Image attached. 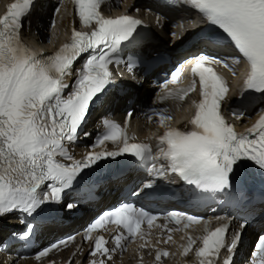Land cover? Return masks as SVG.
<instances>
[{"label": "snow or ice", "instance_id": "snow-or-ice-1", "mask_svg": "<svg viewBox=\"0 0 264 264\" xmlns=\"http://www.w3.org/2000/svg\"><path fill=\"white\" fill-rule=\"evenodd\" d=\"M33 2L14 0L0 16V215L20 211L32 216L45 204L59 203L62 194L74 185L85 169L103 159L125 154L150 165V172L157 177H163L167 172L177 174L192 186L198 197H213L231 191L233 178L249 164L264 171V114L245 131L235 130L222 114V104L231 99L227 81L210 66L216 63L227 67V63L208 55L196 58L191 69L192 74L198 77L200 95L199 101L194 102V114L189 121L191 127L187 130L169 128L158 137L159 156L154 155L148 143H130L131 138L119 124L104 121L106 130L92 147L111 142L118 150L90 151L82 159H73L65 143L77 139L90 104L112 82L113 73L109 66L121 62L122 45L130 41L142 21L127 14L106 17L100 11L105 0H73L81 23L85 26L95 24V27L91 31L73 28L70 41L45 56L42 52L30 50L20 38L23 19ZM184 2L198 10L208 23L221 29L246 60L249 71L239 87L240 98L243 99L249 91L264 96V0ZM85 54L82 67L77 69V78L65 95L69 89V84L64 82L65 77L70 74L74 62ZM132 66L129 62V70ZM176 79L174 72L172 79L165 81V88ZM196 90L197 82L193 80L188 87L168 91L166 96H175L177 101H183ZM232 115L241 119L244 113L234 111ZM167 119L171 117L160 115L161 122ZM84 135L87 137L89 133ZM58 157H64L71 163L61 162ZM158 158L167 161V168L157 167ZM151 187L152 183H145L141 191ZM73 207L72 204L67 205L69 210ZM167 219L177 225L185 222V227L204 220L203 217L175 211L169 213ZM157 220L158 214L125 203L96 219L87 229L84 239H92L93 230L104 228L111 222L127 232V236L120 234L114 237L116 248H119L122 239H134L137 235L143 238L145 231L142 225L145 223L149 228L159 227L154 223ZM245 226L246 221L239 227L243 229ZM228 229L227 223L204 229L198 237L201 243L196 249L199 264H218L225 248L229 255L223 259V264H231L240 233L234 234L228 242ZM32 230L33 226L28 225L23 237L27 238ZM171 239L168 236V240ZM74 240L75 237L71 236L53 243L40 251L37 258ZM196 243L197 240L189 236L184 253L187 254ZM106 245L103 236L96 237L89 255L110 260L111 252L116 249H109ZM255 247L264 257V235L259 237ZM168 254L167 251L162 253L163 256ZM160 257L158 252L156 259ZM90 264H105V260L92 259Z\"/></svg>", "mask_w": 264, "mask_h": 264}, {"label": "bare ground", "instance_id": "bare-ground-1", "mask_svg": "<svg viewBox=\"0 0 264 264\" xmlns=\"http://www.w3.org/2000/svg\"><path fill=\"white\" fill-rule=\"evenodd\" d=\"M122 2H123L122 5H114V6H112L111 10L114 13H118V12L122 11V9L126 8V6H128L133 1L132 0H122ZM165 27L166 26L163 24V27L160 30H158V33L160 34V36L162 38H166ZM30 38H34V36L30 35ZM141 89L142 90H140V91L147 93V90H146L144 85L142 86ZM177 117H178V115L176 116V118L173 121H175L177 119ZM131 124H132L133 127H135V131L138 134V136H140V135L144 136V133H145L144 132V128L151 127L150 125H146V123H140V122L136 121L135 119H132ZM248 233H251V230H248Z\"/></svg>", "mask_w": 264, "mask_h": 264}]
</instances>
